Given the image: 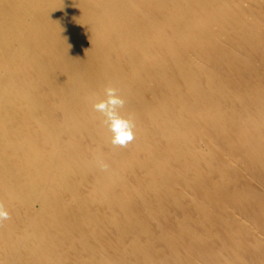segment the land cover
Masks as SVG:
<instances>
[{
    "label": "bare ground",
    "instance_id": "bare-ground-1",
    "mask_svg": "<svg viewBox=\"0 0 264 264\" xmlns=\"http://www.w3.org/2000/svg\"><path fill=\"white\" fill-rule=\"evenodd\" d=\"M0 203V264H264V0H0Z\"/></svg>",
    "mask_w": 264,
    "mask_h": 264
},
{
    "label": "clouds",
    "instance_id": "clouds-1",
    "mask_svg": "<svg viewBox=\"0 0 264 264\" xmlns=\"http://www.w3.org/2000/svg\"><path fill=\"white\" fill-rule=\"evenodd\" d=\"M104 99L92 104L95 112L103 117V125L111 133L110 143L114 147L126 148L135 139V123L131 116L122 115L126 101L114 87H106ZM99 167L102 171H107L109 165L100 162ZM10 219L9 212L0 203V224Z\"/></svg>",
    "mask_w": 264,
    "mask_h": 264
}]
</instances>
